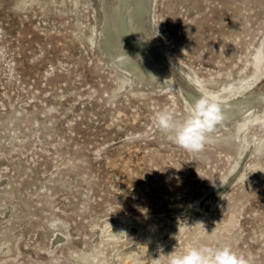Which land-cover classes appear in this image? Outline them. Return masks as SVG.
Returning <instances> with one entry per match:
<instances>
[{"label":"rangeland","instance_id":"374dc122","mask_svg":"<svg viewBox=\"0 0 264 264\" xmlns=\"http://www.w3.org/2000/svg\"><path fill=\"white\" fill-rule=\"evenodd\" d=\"M154 9L191 85L229 97L259 80L264 95V0ZM103 23L99 0H0V264H170L224 246L264 264V113L180 148L156 114L199 120L178 89L127 83Z\"/></svg>","mask_w":264,"mask_h":264},{"label":"bare ground","instance_id":"6f19581e","mask_svg":"<svg viewBox=\"0 0 264 264\" xmlns=\"http://www.w3.org/2000/svg\"><path fill=\"white\" fill-rule=\"evenodd\" d=\"M155 1L99 0L104 15L99 34L102 54L128 84L178 89L200 126L211 122L215 133L230 131L242 136L249 120L264 113V95L255 90L259 80L241 82L239 92L229 97H216L191 85L158 41Z\"/></svg>","mask_w":264,"mask_h":264},{"label":"clouds","instance_id":"9594fccd","mask_svg":"<svg viewBox=\"0 0 264 264\" xmlns=\"http://www.w3.org/2000/svg\"><path fill=\"white\" fill-rule=\"evenodd\" d=\"M156 126L180 148L188 152H200L206 143V132L212 130L211 122L192 127L188 121L177 122L169 110H162L155 116ZM170 264H247L243 257H237L227 246L210 251L191 249L187 253L174 257Z\"/></svg>","mask_w":264,"mask_h":264}]
</instances>
